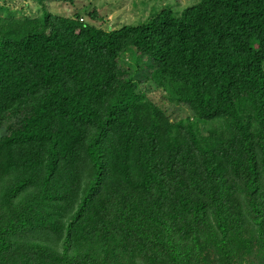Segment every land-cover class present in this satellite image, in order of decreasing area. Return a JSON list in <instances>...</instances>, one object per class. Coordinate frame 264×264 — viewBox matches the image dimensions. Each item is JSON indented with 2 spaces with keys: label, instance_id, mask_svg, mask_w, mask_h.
<instances>
[{
  "label": "trees",
  "instance_id": "16d2710c",
  "mask_svg": "<svg viewBox=\"0 0 264 264\" xmlns=\"http://www.w3.org/2000/svg\"><path fill=\"white\" fill-rule=\"evenodd\" d=\"M44 1L0 5V264H264V0L112 30Z\"/></svg>",
  "mask_w": 264,
  "mask_h": 264
},
{
  "label": "rangeland",
  "instance_id": "374dc122",
  "mask_svg": "<svg viewBox=\"0 0 264 264\" xmlns=\"http://www.w3.org/2000/svg\"><path fill=\"white\" fill-rule=\"evenodd\" d=\"M197 0H73L72 7L68 2L44 1L43 7L47 11L59 15H70L72 11L82 9V19L90 21L96 27L112 30L127 24H137L146 20L154 11L160 10L164 6H170L175 15H179L183 9L196 3ZM1 6H6L13 10L16 15L23 13L24 16L34 17L40 15L41 4L36 0H0ZM95 9L98 18L88 19L85 11ZM0 11V16H1ZM120 57L119 63L130 69L129 73L134 75V82L138 89L158 107L170 116L169 120L174 121L190 117V109L179 102L170 101L166 91L157 80L150 77L151 69L145 66V58H141L138 66L133 63L131 54L125 52ZM128 53V54H127ZM150 63V62H149ZM5 129V125L0 128V133Z\"/></svg>",
  "mask_w": 264,
  "mask_h": 264
}]
</instances>
